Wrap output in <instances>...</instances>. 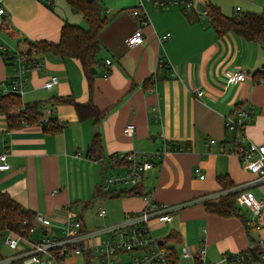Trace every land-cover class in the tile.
Listing matches in <instances>:
<instances>
[{
    "label": "crops",
    "instance_id": "1",
    "mask_svg": "<svg viewBox=\"0 0 264 264\" xmlns=\"http://www.w3.org/2000/svg\"><path fill=\"white\" fill-rule=\"evenodd\" d=\"M98 1L109 20L99 33L91 93L76 58L38 52L41 68L25 74L23 95L28 98H22L24 102H49L51 109L46 114L55 128L47 130L46 125L36 122L9 126L6 114L0 112V154L7 150L9 164L0 170V190L47 219L49 224L36 222L35 228L40 226L41 235L49 237L60 238L62 226L71 218L79 219L82 228L89 230L119 221L127 211L143 208L145 193L167 204L190 205L175 211L166 224L151 223L158 240L170 231L177 233V242H165L177 251L182 247L178 249L176 244L194 248L204 240L206 261L208 249H213L219 260L264 237V222L259 232L242 224L245 209L238 207V215L222 216L207 211L202 201H217L254 178L230 149L242 137L264 140V82L254 81V73L264 65L262 43L234 32L218 35L205 11L181 4L162 7L146 1L148 22L141 25L131 14L137 0ZM194 1L213 3L226 15L264 11V0ZM0 4L4 9L0 44L5 43L9 50L26 49V39L57 41L64 21L87 26L81 12L67 0H0ZM139 26L143 42L127 45L125 39ZM166 32L170 36L160 45L157 37ZM162 52L164 64L156 69ZM105 58L111 60L106 75ZM236 70L245 72V79L231 83L228 76ZM12 74L13 66L0 49V98L11 92ZM52 75L58 82L44 88L43 83ZM55 97L78 102L90 98L104 116L98 122L80 119L71 103L55 102ZM248 103L253 105V116L244 130H226L223 116L233 106ZM14 112L16 107L10 110ZM126 125L134 126L133 134L123 132ZM95 132L101 148L92 153L98 158L87 155ZM164 139L179 150H169L143 174L139 195L118 196L119 189L97 195L103 177L123 168L122 159L112 160L114 154L152 151L160 148ZM195 166L204 178L195 175ZM221 174L233 181V187H221L217 180ZM247 189L262 201L264 214V181L251 183ZM99 206L107 212L100 220L96 219ZM39 236L33 233V237ZM26 246L21 240L17 249H9L7 257ZM24 260L5 264H25ZM85 260L83 253L69 254L60 263L85 264Z\"/></svg>",
    "mask_w": 264,
    "mask_h": 264
},
{
    "label": "built area",
    "instance_id": "2",
    "mask_svg": "<svg viewBox=\"0 0 264 264\" xmlns=\"http://www.w3.org/2000/svg\"><path fill=\"white\" fill-rule=\"evenodd\" d=\"M50 3V0H44ZM150 2L154 6H168L171 4H181L183 7L196 8L194 0H137V4L131 9V14L140 24L148 22V15L145 10V2ZM238 9V8H237ZM4 14V9L0 4V15ZM170 36L169 32L157 37L158 43ZM141 27H137L126 39L125 43L129 46L143 42ZM0 49L10 64L13 66V74L10 78L11 92L18 93L20 96L25 90V74L29 70L41 68L39 53L28 48L24 50H9L5 43L0 44ZM163 52L159 54L156 69L163 66ZM105 71L111 64L109 58H105ZM245 72L241 70L233 71L229 74L228 80L232 82L245 79ZM58 82L55 75L48 76L43 83L44 88H50ZM201 95V91H196ZM51 109L49 102H42L40 105V116L35 119L36 123L49 126L51 117L46 111ZM17 112H24L25 105L16 107ZM253 116V105L248 103L245 106L235 105L223 116V123L226 130L242 132ZM22 124H28V120L23 118ZM126 135L134 132L133 125H126L123 128ZM213 142L214 139H210ZM179 150L175 144L163 140L160 148L152 151L128 150L120 151L113 155L112 160H123V168L115 173L104 176L102 191L107 192L117 190L122 187L139 186L143 174L154 167L158 160L168 151ZM230 152L236 154L243 166L254 174L252 181L239 185L235 196L236 205L245 209L243 225L247 229L259 232L263 227L264 214L262 211V201L249 189L247 185L264 181V140L260 142L242 139L234 143ZM7 150L0 154V170L9 167L6 161ZM195 175L200 179L204 178L199 166L193 169ZM145 201L143 208L137 211H127L119 221L94 228L92 230L83 229L79 219H68L62 226V236L60 238L40 235L33 237L35 226L25 228L20 232L7 230L0 234V241L9 249H17L21 240L27 246L10 257L0 259V264H5L9 260L24 259L25 264H45L55 262L59 264L61 260L69 254H90V264H264V237H258L249 246L224 254L217 261H206V245L204 240H200L197 247L192 248L184 245L180 250L173 254L172 246L158 240L152 234L151 223L153 221L161 224L170 222L172 215L182 204H167L157 201L150 194H142ZM204 199V198H202ZM97 214L105 217L107 212L102 206L97 208ZM36 222L49 224L48 220L42 216H36ZM95 239V241H92ZM82 243V245H80ZM55 250L56 253H53ZM132 253L129 259L122 256ZM140 253V254H138ZM57 256L61 258L58 259Z\"/></svg>",
    "mask_w": 264,
    "mask_h": 264
},
{
    "label": "trees",
    "instance_id": "3",
    "mask_svg": "<svg viewBox=\"0 0 264 264\" xmlns=\"http://www.w3.org/2000/svg\"><path fill=\"white\" fill-rule=\"evenodd\" d=\"M69 5L75 10L81 12L87 26L64 21L60 28L59 38L57 41L37 39H26L28 50H36L39 53L52 52L62 58L73 57L81 64L83 73L88 82L89 93L92 89V72L91 68L96 66V56L100 49L99 33L107 24L109 18L103 13L102 6L98 0H67ZM205 12L209 18L210 25L214 28L218 35L226 32H234L248 41H260L264 49V11L262 12H240L236 11L232 15L224 14L219 6L213 3H205ZM255 83L264 82V65L260 70L254 73ZM55 102L71 103L79 118H91L94 122H98L103 116L104 111L97 108L89 98L85 102L75 101L71 97H55ZM39 102H24L22 96L18 93L10 92L4 94L0 98V112L7 116L10 125L22 124L21 120L26 118L28 123L36 122L35 119L40 116ZM25 105L24 112L10 113V110L20 105ZM53 119H51L49 127L44 129L53 130ZM101 148V140L98 133H94L88 146L87 155L98 158L93 155L99 152ZM100 156V155H99ZM104 178V177H103ZM218 182L224 189L233 187V181L229 180L227 175H218ZM102 183L98 186L97 195L111 194L116 190L104 192L102 191ZM138 186L119 188L116 195L118 196H134L139 195ZM237 191H228L221 195L217 201L204 199L203 204L209 212L222 216L239 214L238 207L235 202ZM36 212L30 208L22 206L15 201L9 193L0 190V234H4L7 230L20 232L25 228L36 225ZM243 220V218H242ZM84 228H82L83 231ZM178 241L177 233L170 231L164 238L163 242ZM82 245V243H80ZM173 254L175 252L172 248ZM56 253L55 250H52ZM85 264H90V254L86 251ZM3 255L0 247V259L6 257ZM58 259L61 260L59 256Z\"/></svg>",
    "mask_w": 264,
    "mask_h": 264
},
{
    "label": "rangeland",
    "instance_id": "4",
    "mask_svg": "<svg viewBox=\"0 0 264 264\" xmlns=\"http://www.w3.org/2000/svg\"><path fill=\"white\" fill-rule=\"evenodd\" d=\"M23 98H24V101H25V99L26 98H28V95H23ZM185 206V208H188L190 205H188V203L187 204H185V203H183L182 204V206ZM188 205V206H187ZM181 206V207H182ZM180 207V208H181ZM94 208H95V205H94ZM240 208H243V207H240ZM244 209V208H243ZM96 213H97V211H96ZM100 216L97 214V217H96V219H99L100 220ZM96 222H97V220H96ZM243 224V223H242ZM43 232H42V228L40 227V226H38V227H36L35 228V232H34V235H36V236H39V235H41ZM93 241H95V239H93ZM166 244H171L170 242L169 243H166ZM184 246V245H183ZM183 246H181V244L179 243V244H176V247L178 248V249H180L181 247H183ZM0 247H1V252H2V254L3 255H9V248L8 247H6V246H4L3 245V243H2V241H0ZM195 248V247H194ZM138 254H140V253H138ZM131 255H132V253H127V254H125V255H123L122 256V258L123 259H129L130 257H131ZM215 260H217V255L215 254V251L213 250V249H208V252H207V261H215ZM52 264H56V263H52ZM61 264V263H60ZM63 264V263H62Z\"/></svg>",
    "mask_w": 264,
    "mask_h": 264
},
{
    "label": "water",
    "instance_id": "5",
    "mask_svg": "<svg viewBox=\"0 0 264 264\" xmlns=\"http://www.w3.org/2000/svg\"><path fill=\"white\" fill-rule=\"evenodd\" d=\"M196 8H197V10H199V11H201V12H203V11H205V5L201 2V1H197L196 2ZM96 70L94 69V68H91V72H95ZM161 241V240H160Z\"/></svg>",
    "mask_w": 264,
    "mask_h": 264
}]
</instances>
